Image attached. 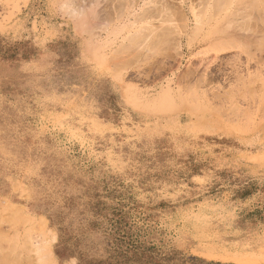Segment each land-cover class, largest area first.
Wrapping results in <instances>:
<instances>
[{
    "label": "rangeland",
    "instance_id": "1",
    "mask_svg": "<svg viewBox=\"0 0 264 264\" xmlns=\"http://www.w3.org/2000/svg\"><path fill=\"white\" fill-rule=\"evenodd\" d=\"M210 2L0 0V264H264V0Z\"/></svg>",
    "mask_w": 264,
    "mask_h": 264
},
{
    "label": "bare ground",
    "instance_id": "2",
    "mask_svg": "<svg viewBox=\"0 0 264 264\" xmlns=\"http://www.w3.org/2000/svg\"><path fill=\"white\" fill-rule=\"evenodd\" d=\"M68 1V0H67ZM216 2H215V4L213 5V8L210 6L211 5V3L213 2V0H211V2H210V4H209V6H207L206 7V9H205V11L206 12H208L209 13V15L210 14H212V9H213V11H215L216 12V15L218 16V15H220L221 14V12H223V8H221L222 6H221V4H220V2H221V0H215ZM66 4V3H65ZM66 5H68V4H66ZM65 5V6H66ZM71 5H72V3H71ZM75 6V5H74ZM70 7V6H69ZM65 8V7H64ZM86 10H87V8H86ZM156 11V10H155ZM71 13H73V15H76V14H78V11H76V8L74 9H72L71 10ZM205 13V12H204ZM79 15V14H78ZM232 15V14H231ZM230 14L227 16V18H226V20H225V18H224V20H223V18H221L220 19V21L221 22H223V21H225L226 23H230L231 21L229 20L230 19V16H231ZM82 19V18H81ZM95 22V21H94ZM223 23V25L224 24H226V23ZM96 27V26H95ZM224 27V26H223ZM227 27H228V25H227ZM77 28V27H76ZM139 31H141V30H139ZM224 32V31H223ZM90 34V33H89ZM95 36V34H94V32H91V36L90 37H94ZM181 37L182 36H178V37H176L177 38V42H176V44L179 46L180 44H181ZM223 38V37H222ZM95 39V38H94ZM95 51H96V46L92 43V45H91V48H90V50H89V52H90V54L92 55V60L91 61H93L94 60V57H93V55L95 54ZM83 60V59H82ZM206 211V210H205ZM192 225H193V223H191ZM42 225H43V223H42ZM197 227V226H196ZM195 229V228H194ZM193 229V230H194ZM205 229V228H204ZM203 229V230H204ZM208 229V228H207ZM201 230V229H200ZM44 231V230H43ZM52 233V232H51ZM208 233H210V231L208 232ZM227 233V232H226ZM241 233V232H240ZM43 237H42V239L40 240V241H38V244L36 245V246H31V252H34L35 253V256H36V259L40 262V264H44V262H50V263H52L53 264V262H54V260H53V256H52V252H51V249H50V247H51V243H52V241H54L55 240V236L53 235V236H51L50 237V235L48 236V234H46L47 236H44L43 234H41ZM203 235V234H202ZM222 235V234H221ZM226 235V234H225ZM255 237V236H254ZM198 238H199V236H198ZM226 238V237H225ZM241 238V237H240ZM220 239V238H219ZM235 239V238H234ZM226 240V239H225ZM240 240H242V239H240ZM239 240V241H240ZM218 241V240H217ZM220 242V241H219ZM228 242V241H227ZM223 243V242H222ZM230 243V242H229ZM253 243V242H252ZM251 243V244H252ZM240 244V243H239ZM219 246V245H218ZM240 246V245H239ZM238 246V247H239ZM256 246V245H255ZM235 248V247H234ZM259 249V248H258ZM197 250V249H196ZM217 250V249H216ZM245 250V249H244ZM201 251V250H200ZM235 252H236V250H235ZM250 252V251H249ZM258 252V251H257ZM217 253H218V251H217ZM230 253V252H229ZM200 254V253H199ZM231 255V257L233 258V255H232V253H230ZM237 253H235V255H236ZM238 254H240V252H238ZM247 254H249V253H247ZM254 254V253H253ZM253 254H249V257H246V256H248V255H245L244 254V256H245V258H243V259H241V256L239 257L240 259L239 260H234V262H237V263H239V262H244V263H251L252 264V262L254 263V257H253ZM258 254V253H257ZM257 254H255L254 256H256L255 257V259L259 256H257ZM202 255V254H201ZM205 255L207 256L208 255V253L206 254L205 253ZM218 255V254H217ZM221 255V254H220ZM243 255V254H242ZM262 255V254H261ZM260 255V256H261ZM209 256H212L211 254L209 255ZM214 256V255H213ZM222 256V255H221ZM239 256V255H238ZM259 256V257H260ZM205 257V256H204ZM235 258H236V256H234ZM223 258V257H222ZM238 258V257H237ZM236 258V259H237ZM264 258V257H263ZM208 259H211V258H208ZM218 259V258H217ZM229 259H230V257H229ZM234 259V258H233ZM259 261H260V259H262V256L260 257V259L259 258H257ZM213 260V259H212ZM225 260V259H224ZM228 260V259H227ZM53 261V262H52ZM222 261V260H221ZM226 261V260H225ZM229 261V260H228ZM55 263V262H54ZM236 263V264H237ZM39 264V263H38ZM56 264V263H55Z\"/></svg>",
    "mask_w": 264,
    "mask_h": 264
},
{
    "label": "crops",
    "instance_id": "3",
    "mask_svg": "<svg viewBox=\"0 0 264 264\" xmlns=\"http://www.w3.org/2000/svg\"><path fill=\"white\" fill-rule=\"evenodd\" d=\"M143 256H146V253L139 254V257H143ZM149 258H150L151 264H157V262H155L150 256H149ZM139 264H141V263H139Z\"/></svg>",
    "mask_w": 264,
    "mask_h": 264
}]
</instances>
